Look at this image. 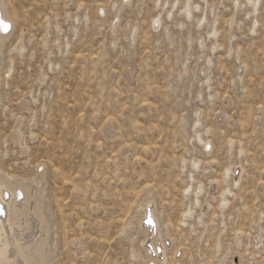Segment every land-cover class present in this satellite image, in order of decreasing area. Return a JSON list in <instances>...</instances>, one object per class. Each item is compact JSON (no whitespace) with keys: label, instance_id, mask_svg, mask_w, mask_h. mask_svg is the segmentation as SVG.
Returning a JSON list of instances; mask_svg holds the SVG:
<instances>
[{"label":"rangeland","instance_id":"374dc122","mask_svg":"<svg viewBox=\"0 0 264 264\" xmlns=\"http://www.w3.org/2000/svg\"><path fill=\"white\" fill-rule=\"evenodd\" d=\"M4 1L0 168L50 264H148L146 207L165 264H264V0Z\"/></svg>","mask_w":264,"mask_h":264},{"label":"bare ground","instance_id":"6f19581e","mask_svg":"<svg viewBox=\"0 0 264 264\" xmlns=\"http://www.w3.org/2000/svg\"><path fill=\"white\" fill-rule=\"evenodd\" d=\"M5 6V1L0 0V20L11 26L16 15L13 18L14 15L7 12ZM11 30L12 28L8 32L0 30V47ZM9 70L10 68L6 72ZM19 181L0 168V208L4 214L0 216V264H50L48 245L52 231L43 208L41 193L31 185ZM143 217L140 224L147 233L143 244L150 256L148 264H165L167 247L164 245L165 241L164 244L161 243L159 219L151 212L150 207H146ZM147 217L153 221L154 227L144 224ZM226 261V256H223L219 264H226ZM230 264L241 263L240 260L231 258Z\"/></svg>","mask_w":264,"mask_h":264},{"label":"snow or ice","instance_id":"6c2138e0","mask_svg":"<svg viewBox=\"0 0 264 264\" xmlns=\"http://www.w3.org/2000/svg\"><path fill=\"white\" fill-rule=\"evenodd\" d=\"M9 28V25L4 24L2 20H0V30L7 31Z\"/></svg>","mask_w":264,"mask_h":264},{"label":"water","instance_id":"95a60500","mask_svg":"<svg viewBox=\"0 0 264 264\" xmlns=\"http://www.w3.org/2000/svg\"><path fill=\"white\" fill-rule=\"evenodd\" d=\"M4 214H3V212L1 211V208H0V216H3ZM149 220V224L147 223L146 225H150L151 227H154V225H153V221L152 220H150V219H148Z\"/></svg>","mask_w":264,"mask_h":264}]
</instances>
